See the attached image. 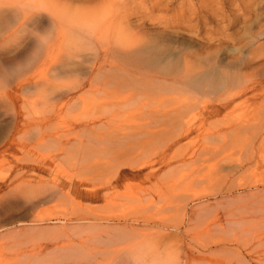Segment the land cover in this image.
<instances>
[{"label":"rangeland","instance_id":"rangeland-1","mask_svg":"<svg viewBox=\"0 0 264 264\" xmlns=\"http://www.w3.org/2000/svg\"><path fill=\"white\" fill-rule=\"evenodd\" d=\"M55 1L66 9H82L83 12L96 10L102 4H106L115 13L118 10L122 13L123 9H126L129 16L127 20L132 26L131 33H137L143 43L162 33L167 35L166 37L175 43H173L175 51L181 53L182 63L184 64V60L185 63L189 61L198 71L202 70L203 67L200 68L199 65L205 64H202L204 59L208 56H210L208 59H211L215 53L214 56L216 58L217 55V59H213L217 60V69L220 72H227L228 76L235 77L237 80L239 77L241 82H244L245 77L254 78V75L261 71L260 62H264V0H256L253 5L250 0H232L234 5L229 2L230 0ZM192 1L197 4L194 8H190ZM207 1L208 3H205ZM219 2L223 4L220 5L221 8H226L216 10V13L225 12L229 15V18L223 22L222 17L217 19L210 12L209 5ZM204 3L207 8L203 6ZM107 17L110 18L108 15ZM115 30L122 35L129 34L123 31L120 25ZM51 31L52 29L37 31L34 26H30L18 33L16 42L29 49L18 65L27 63L33 57L35 45L56 37L58 31L56 35ZM82 38L84 41L89 39L88 35H83ZM60 43L53 47L47 61L36 67L35 73L39 79L45 80L53 74L52 68L60 59L57 49ZM106 59L111 60L109 56ZM208 59L206 58V62H209ZM208 62L206 65L209 64ZM218 62L222 65L220 63L218 65ZM72 79L74 77L67 79L63 77L59 80L66 82ZM100 87L98 84L91 86L87 82L84 89L72 92L70 95L74 98L72 108L64 109L54 121L58 128L57 131L64 130L70 124H76L74 117L85 120L87 107L90 105L97 108L99 101L105 97L102 91H97ZM180 87L183 90H178ZM174 89L176 91L170 92L171 95L169 93L159 94L163 99L167 98L164 104H160L161 108L165 105L162 110L179 106L184 109L192 97V92L189 91L191 88L184 83L177 84ZM127 95L128 93L123 91L119 98L124 100ZM23 100L21 104L26 103L37 115L63 105L61 100L45 104L42 93L34 91L27 93ZM217 104V98L208 97L194 106H189L188 110L191 114L183 120L182 126L184 130H192V133L181 142L177 152L179 156L186 159L184 164L176 163L174 151L163 152L161 151L163 148L153 150L151 146L153 138L149 134L141 138L135 137L134 129L145 125L155 115L150 116L148 109L145 110L141 104L135 103L122 106L116 118L100 126L92 135L94 138H89L90 145L86 143L84 148L79 149L77 145L71 148L72 143L76 144L72 139L66 152L53 148L52 150H38L41 156L38 153L24 154L21 151L14 157L12 154L8 155L6 160L0 161V186L3 188L11 181L14 186H22L26 183L25 180L35 175H42L50 186L65 191L63 195L41 204L30 214L29 221L17 227L19 229L24 226L27 228L25 230L29 231L49 226L53 230L37 234H22L18 242L26 241L27 246L25 242L23 245L28 250L33 249L34 246L41 250L46 244L53 247L52 244L60 242L59 245H63L70 239L68 237L77 238V241L83 240L81 235H88L95 229L86 226L80 230L75 227V220L78 216L88 213L91 217L98 219L118 216L131 220L129 223L136 229L133 232L134 235L130 232L133 237L150 236L151 234L157 237L161 233L162 235L157 237V240H160V246L162 244L160 251L165 254L170 253L174 259H184L185 253L190 254L192 251L200 255L195 261L190 259L194 264H208L206 262L209 264H244V256H246L244 225L229 226L226 221L233 212L237 215H244V196L256 191L251 186L264 182V102L260 99L246 102V98L242 97L221 115L204 118L205 113ZM82 112H84V117L80 116ZM167 129L169 130V127ZM126 134L132 136L128 143L125 142L129 140L124 142ZM259 139L261 141L258 143ZM106 140H122V145L117 150L123 152L113 158L114 151L107 142L105 143L109 147L105 144L103 147H106L109 153L102 152L100 142ZM91 145L92 148H90ZM127 147L132 150V153L126 152L125 155L123 153ZM256 147L258 150L255 149ZM253 153L255 158H252ZM166 161L173 166L166 168ZM129 163L133 166L146 167L141 178L125 181L131 184L126 183V185L122 184L123 186L117 187L107 200L98 202L89 200L92 195L104 188L107 182H115L118 171L128 166ZM152 170L156 171L158 178H152L149 182L144 180V175ZM224 175H228V184L229 181L230 185L234 184L229 194L230 199L236 197L238 200L216 204L222 198L213 193L219 188L230 186L226 183ZM139 181L143 186H140ZM172 181H175L173 186ZM144 209L147 210L141 212ZM147 215L153 218V223L142 221ZM59 218L72 223L73 227L68 229L67 233L60 228L61 224L57 222ZM161 223L168 227L160 225ZM171 226H176L175 228L179 226V228L175 230ZM2 229L0 264H6L15 258L18 243L14 244V238L11 235L16 233L12 232L11 226ZM171 232L173 236L169 238L168 233ZM164 235L169 239H160ZM235 235H238L239 242L231 241ZM223 242L227 243L223 245V248H229L230 252L221 256H211L209 248H215ZM51 257L41 258L36 264L61 263L60 260H53ZM89 261V264H117L114 261V254L110 252L101 253ZM252 264H257V262L253 261Z\"/></svg>","mask_w":264,"mask_h":264},{"label":"bare ground","instance_id":"bare-ground-1","mask_svg":"<svg viewBox=\"0 0 264 264\" xmlns=\"http://www.w3.org/2000/svg\"><path fill=\"white\" fill-rule=\"evenodd\" d=\"M255 1L250 0L252 5ZM95 2L97 1L95 0ZM229 2L234 5L232 0ZM205 3H208V1ZM205 3L203 6L207 8ZM221 4V2L212 3L209 6L212 15L217 19L222 17L223 22L229 18V15L225 12L216 13V10L226 8H221ZM196 6L197 4L192 1L190 8ZM128 17L126 9H123L122 13L119 10L115 13L106 4H102L96 10L83 12L82 9H66L57 4L55 0H0L1 162L6 160L8 155L12 154V157H14L20 151L24 154L35 155V153H38L39 156L41 154L37 151L42 149L52 150L58 148L66 152L72 139L76 144L72 143L71 148H75V145L79 149L84 148L86 143L90 145L88 141L94 138L92 135L100 126L108 123L110 119L114 120L116 118L122 106L135 103L141 104L145 110L148 109L150 116L155 114V118H153L154 116L151 117V120L149 119L145 125L134 129L135 137L141 138V136L149 134L153 138L151 143L153 150L163 148L161 149L163 152L174 151L176 153L174 154L176 163L184 164L186 159L179 156L177 152L181 142L192 133V130H184L182 126L183 120L191 114L188 110L189 106H194L208 97L217 98V106H213L204 115V118H209L221 115L242 97L246 98V102L259 99L264 102L263 61L260 62L259 66L261 71H258L254 78L248 79L249 77H245L244 82H241L239 77L237 80L235 77L228 76L227 72H220L217 69V60H215L217 55L215 58V53H213L211 59H208L210 56L207 55L206 58L209 60L207 65L206 58H203L205 61L202 64L205 63L206 66L200 64L199 67L203 68L202 70L199 68L201 71H198L191 62L185 63L184 60V64L182 63L181 53L175 51L176 49L173 48L174 42L169 37L167 38V35L162 33L163 35L161 34L143 43L137 33L130 32L132 26L127 20ZM118 25L129 34L122 35L116 32L115 28ZM30 26H34L37 31H50L52 29L51 33H55V35L57 31L58 33L56 37L35 45L33 57L27 63L18 65V62L25 57L26 51H29V49L17 43L16 39L20 31L26 30ZM83 35H88V41H84ZM56 39L58 41H55ZM30 40L33 41L31 38ZM59 42L61 43L57 49L60 59L52 68L53 74L45 80L39 79L35 73L36 67L47 61L53 47ZM107 56L111 60L108 61ZM219 63L221 64V62H218V65ZM63 77L66 79L74 77V79L66 82L59 80ZM87 82L91 86L100 85V90L97 91H102L105 97L99 101L97 108L92 105L87 107L85 120L74 117L76 124H70L64 130L57 131L58 128H56L54 121L58 119L64 109L72 108L74 98L70 95L75 90L84 89ZM182 83L191 88L189 91L192 92V97H190L186 107L182 109L179 106L162 110L165 105L161 108L160 104H164L167 98L163 99L159 94L169 93L171 95L170 92L176 91L174 87ZM178 90L183 89L180 87ZM33 91L42 93L45 104L61 100L63 105L60 108L46 110V112L38 115L34 114L26 103L21 104L24 101V96ZM123 91L128 93L124 100L119 98ZM83 109L85 110V107ZM80 116L84 117V112ZM167 127H169V130ZM169 136L171 137L167 138ZM124 137V142L129 140L125 143L130 142L132 139V136L128 134ZM260 139L258 143L261 141ZM105 142L112 147L114 151L112 153L113 158L123 152L117 150L121 147L122 140L100 142L102 152L109 153L106 147H103V144L107 145ZM109 145L107 146L109 147ZM257 147L259 149L260 145ZM90 148H92V145ZM108 150L111 149L108 148ZM131 151L127 147L123 154L126 155V152L132 153ZM252 158H255L254 153ZM165 163H167L166 168L173 166L169 161ZM145 169L144 166H133L129 163L128 166L118 171L115 182H107L105 187L92 195L89 200L92 202L107 200L117 187L122 184L126 185L127 182L125 183V181L141 178ZM155 172L154 170L149 173L146 172L144 180L146 179L149 182L152 178H158ZM224 177L227 183L228 175H224ZM141 181H139L140 186H143ZM25 182L22 186H14L13 181L6 184L4 188L0 186V233L3 231L2 228L11 226L12 232L16 233L11 235L14 238V244L18 243L15 258L6 264H36L41 258L46 259L53 255L51 258L60 260V264H89V260L104 252L114 254V261L117 264H194L190 259L195 261L200 256L191 251L190 254L185 253L184 259H174L170 253L165 254L160 251L162 244L160 246V240L158 241L157 237L161 236V233L157 237L154 234L133 237L130 232L134 235L133 232L136 229L129 223L131 220L118 216L98 219L91 217L88 213L78 216L75 220V227L80 230L86 226L95 229L88 235H81L80 237H83V240L78 239L79 241H77V238L68 237L70 239L63 245H59L61 243L58 242L52 244L53 247L46 244L41 250L35 246L33 249L28 250L23 245L25 242L27 246L26 241L18 242L22 234H37L53 229L48 226V228L27 231L24 226L17 229L18 225L29 221L30 214L41 204L63 195L65 191L50 186L42 175H35L25 180ZM171 183L173 186L175 181ZM228 185H230V181ZM233 185L219 188L217 192L213 193V195L222 198L216 204L238 200L236 197H232V200L229 197ZM251 188H255L256 191L244 196V215H237L233 212L226 222L229 226L244 225V250L247 256V258L244 256V264H252L253 261H256L257 264H264V182L256 183ZM159 193L163 194L164 192ZM146 210L144 209L141 212ZM152 220L153 218L148 215L142 219L143 222L149 223ZM57 222H60V228L65 233L73 227L68 220L59 218ZM155 224L157 225L156 222ZM162 226L168 227L166 224ZM171 227L175 230L179 228V226L178 228H175L176 226ZM168 234H170L168 235L169 238L173 236L171 235L172 232ZM175 235L177 236V234ZM162 238L167 237L164 235L160 237V239ZM138 240L140 242H137ZM231 241L239 242L238 235H235ZM225 243H219L220 245L215 248L210 247L211 252L209 254L211 256H221L229 253V248H223V245L227 244ZM55 245L57 247H54ZM193 251L195 250L193 249ZM197 253L199 252L197 251ZM206 263L209 264V262Z\"/></svg>","mask_w":264,"mask_h":264}]
</instances>
